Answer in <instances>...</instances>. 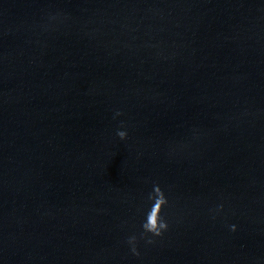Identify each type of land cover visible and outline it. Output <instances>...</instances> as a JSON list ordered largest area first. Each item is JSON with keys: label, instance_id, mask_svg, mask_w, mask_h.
<instances>
[{"label": "water", "instance_id": "obj_1", "mask_svg": "<svg viewBox=\"0 0 264 264\" xmlns=\"http://www.w3.org/2000/svg\"><path fill=\"white\" fill-rule=\"evenodd\" d=\"M0 264H264V0H0Z\"/></svg>", "mask_w": 264, "mask_h": 264}]
</instances>
